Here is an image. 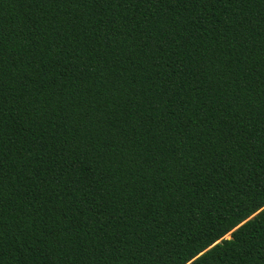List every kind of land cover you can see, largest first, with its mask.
I'll use <instances>...</instances> for the list:
<instances>
[{
    "label": "trees",
    "instance_id": "obj_1",
    "mask_svg": "<svg viewBox=\"0 0 264 264\" xmlns=\"http://www.w3.org/2000/svg\"><path fill=\"white\" fill-rule=\"evenodd\" d=\"M262 10L0 0V264H264Z\"/></svg>",
    "mask_w": 264,
    "mask_h": 264
},
{
    "label": "snow or ice",
    "instance_id": "obj_2",
    "mask_svg": "<svg viewBox=\"0 0 264 264\" xmlns=\"http://www.w3.org/2000/svg\"><path fill=\"white\" fill-rule=\"evenodd\" d=\"M52 3H56L57 6H59L61 3L68 4L70 6L76 7L79 6L80 8L88 7L89 11H92V6H101V5H107L109 8H119L122 4L129 5L132 7H138L143 4H162L165 6L168 5H184L187 7L190 3H199L201 6L204 5L205 0H51ZM209 4L218 3L223 5L225 8L232 7L233 5H240V4H247L249 3V0H208ZM261 3L264 4V0H261ZM261 15H264V10H262ZM103 18V17H102ZM113 23H115V20H112ZM115 37V34H113V38ZM3 60L0 58V65H2ZM31 175V173H29ZM8 183L6 182V176L4 174V169L2 164H0V245L3 244V240L5 237V232L3 228V217L5 213V209L8 207L10 200L7 199L8 197ZM19 215V213H17ZM255 216L256 214L253 213ZM251 227V225H249ZM49 234L51 235V230H49ZM259 234L264 235V227H261L259 230ZM239 236V233H235V235H230L229 239L230 242L228 244L229 248H232L235 246V240L236 237ZM13 239H16L15 235L13 236ZM138 242V241H137ZM210 247H213L210 245ZM260 252L261 259L264 260V239L260 241V247L259 249L256 247L255 242L251 240H246L245 242H242L240 244L239 254L241 257L248 255L252 252Z\"/></svg>",
    "mask_w": 264,
    "mask_h": 264
},
{
    "label": "rangeland",
    "instance_id": "obj_3",
    "mask_svg": "<svg viewBox=\"0 0 264 264\" xmlns=\"http://www.w3.org/2000/svg\"><path fill=\"white\" fill-rule=\"evenodd\" d=\"M228 237V236H227Z\"/></svg>",
    "mask_w": 264,
    "mask_h": 264
}]
</instances>
